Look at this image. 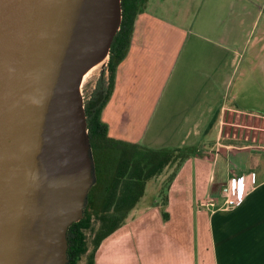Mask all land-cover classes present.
<instances>
[{
    "label": "crops",
    "instance_id": "crops-1",
    "mask_svg": "<svg viewBox=\"0 0 264 264\" xmlns=\"http://www.w3.org/2000/svg\"><path fill=\"white\" fill-rule=\"evenodd\" d=\"M152 1H140L100 119L110 138L193 153L165 190L166 219L158 192L172 164L94 264H264V0H191L172 22ZM248 172L241 202L220 208L226 179Z\"/></svg>",
    "mask_w": 264,
    "mask_h": 264
},
{
    "label": "water",
    "instance_id": "water-1",
    "mask_svg": "<svg viewBox=\"0 0 264 264\" xmlns=\"http://www.w3.org/2000/svg\"><path fill=\"white\" fill-rule=\"evenodd\" d=\"M119 0H0V264H65L93 183L79 85Z\"/></svg>",
    "mask_w": 264,
    "mask_h": 264
},
{
    "label": "trees",
    "instance_id": "trees-1",
    "mask_svg": "<svg viewBox=\"0 0 264 264\" xmlns=\"http://www.w3.org/2000/svg\"><path fill=\"white\" fill-rule=\"evenodd\" d=\"M140 1L119 0L120 22L108 48L105 76L97 82L93 94L82 101L93 176L101 185L100 203L97 208H84L81 216L67 226L65 264H94V253L100 241L121 225L142 195L145 182L172 164L158 192L159 212L162 219H166L165 190L183 161L193 153L190 148L158 150L110 138L106 124L100 119L101 109L112 90L115 68L128 46ZM92 186L88 188L86 199L92 197Z\"/></svg>",
    "mask_w": 264,
    "mask_h": 264
},
{
    "label": "rangeland",
    "instance_id": "rangeland-1",
    "mask_svg": "<svg viewBox=\"0 0 264 264\" xmlns=\"http://www.w3.org/2000/svg\"><path fill=\"white\" fill-rule=\"evenodd\" d=\"M152 2H154V5L158 6V8H160V10L164 12L165 15L163 14L162 17H164L165 20H169L170 22H172L171 20L175 21L174 20L175 17L172 16V14L183 13L187 9L196 7L193 1L191 0H163V1L154 0ZM170 10H174V12L173 11L170 12ZM105 62H106V57L102 61H100L97 65H95L93 69H91L90 72H88V74L82 76L81 82L79 85V92H80L82 101L89 95L93 94V91L95 90L94 87L96 86L97 82H99L101 78L105 76ZM149 80L152 81V76L149 77ZM147 90L149 93H151L154 90V84L152 82L149 83ZM140 154H141V151L139 152V156ZM229 162H230L229 163L230 169H237V170L244 169L248 165L247 162L232 160V159H230ZM170 167H171L170 164L167 165V167L164 169V172H167V170L170 169ZM162 174H163V171L159 174V176H162ZM159 176L157 178H159ZM92 184H93L92 194H91L92 197L89 199H85L83 209L87 208L90 210L93 208H97L100 203L99 191L101 189V185L95 181V178H93ZM157 186L158 184H157V179L155 178V176L148 180V183L146 185V191L144 193V196L141 199L142 202H145V201L151 202L155 198L156 196L155 191L157 189Z\"/></svg>",
    "mask_w": 264,
    "mask_h": 264
},
{
    "label": "built area",
    "instance_id": "built-area-1",
    "mask_svg": "<svg viewBox=\"0 0 264 264\" xmlns=\"http://www.w3.org/2000/svg\"><path fill=\"white\" fill-rule=\"evenodd\" d=\"M253 181V172L228 177L222 188L219 190V195L222 198L219 207L228 209L237 206L247 192L249 184H252ZM207 204L211 205L212 203L210 202Z\"/></svg>",
    "mask_w": 264,
    "mask_h": 264
},
{
    "label": "bare ground",
    "instance_id": "bare-ground-1",
    "mask_svg": "<svg viewBox=\"0 0 264 264\" xmlns=\"http://www.w3.org/2000/svg\"><path fill=\"white\" fill-rule=\"evenodd\" d=\"M97 64H98V63H97ZM97 64H95V65H97ZM95 65L91 66V67H90V68H89V69L83 74V76L86 75V74H88V72H90V70L93 69V67H94ZM91 72H92V71H91Z\"/></svg>",
    "mask_w": 264,
    "mask_h": 264
}]
</instances>
